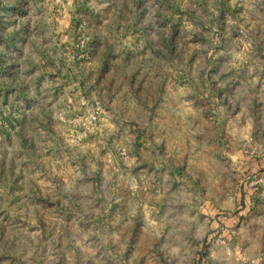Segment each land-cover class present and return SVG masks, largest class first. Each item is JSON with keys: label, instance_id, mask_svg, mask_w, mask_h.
Instances as JSON below:
<instances>
[{"label": "rangeland", "instance_id": "374dc122", "mask_svg": "<svg viewBox=\"0 0 264 264\" xmlns=\"http://www.w3.org/2000/svg\"><path fill=\"white\" fill-rule=\"evenodd\" d=\"M0 264H264V0H0Z\"/></svg>", "mask_w": 264, "mask_h": 264}]
</instances>
